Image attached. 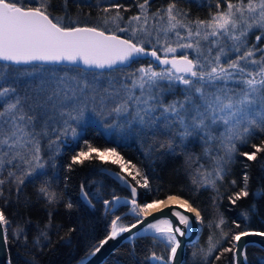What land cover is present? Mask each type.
Segmentation results:
<instances>
[{"label":"snow or ice","instance_id":"6c2138e0","mask_svg":"<svg viewBox=\"0 0 264 264\" xmlns=\"http://www.w3.org/2000/svg\"><path fill=\"white\" fill-rule=\"evenodd\" d=\"M68 3L61 0L62 15L56 16L53 0H0V62H4L0 66V197L13 189L19 197L26 182L47 176L45 169L61 145L69 137L80 136L78 128L86 111L110 120L105 127L133 137L149 132L165 136L169 149L185 146L190 138L200 141L209 167L199 165L192 182L217 192L218 182L224 180L237 154L256 161L258 154L264 153V139L251 144L254 151H239L238 147L247 145L257 134L264 136V0H215L216 11L206 19H191L176 0L155 10L152 0H135L137 11L127 17L124 13L132 6L119 0L104 5L99 0L95 5L80 0L77 8H98L93 23L70 17ZM178 50L180 55H176ZM144 60L147 63H142ZM44 64L68 67L39 71ZM11 65H32L33 69L21 73L10 69ZM157 65L168 67L157 70ZM21 74L32 77L23 94L14 78ZM45 139L50 151L47 160L42 148ZM84 143L85 148L72 155L69 170L91 159L118 165L135 181V186L125 181L131 196L125 202L138 218L136 223L123 225L119 223L121 216H115L109 234L89 255L94 256L122 233L145 225L143 233L151 232L153 241L163 244L168 253L165 257L153 251L147 259L181 264L178 236H186L194 223L185 212L203 223L201 211L179 195L139 203L137 186L149 188L148 176L116 148L101 150L86 140ZM53 146L55 152L51 151ZM247 180L245 174L244 187L229 197L233 204L249 195ZM37 192L48 204L59 201V194L47 181L41 182ZM81 196L91 204L83 185ZM120 200L113 196L112 201L103 203L115 207ZM66 207L70 209L72 204ZM166 208H171L178 224L154 215ZM224 223L221 217L215 226L220 228ZM11 225L0 208V239L5 244L9 230L17 240L24 232ZM46 235L41 232V236ZM221 235H226L222 228ZM250 235L264 237V231L234 234L231 239L237 244L223 249L234 253L235 264H241V256L247 264L246 248L238 247V242ZM23 239L26 242L27 236ZM134 239L135 235L129 237ZM218 244L210 235L207 248L199 249L203 264H208ZM197 255L192 253L193 264H198Z\"/></svg>","mask_w":264,"mask_h":264},{"label":"trees","instance_id":"16d2710c","mask_svg":"<svg viewBox=\"0 0 264 264\" xmlns=\"http://www.w3.org/2000/svg\"><path fill=\"white\" fill-rule=\"evenodd\" d=\"M57 2L58 0H53L54 7L58 6ZM168 2L169 0H152V9L166 6ZM214 2L176 0L178 7L181 3H188L191 14L199 13L190 18L202 17L206 8L213 6ZM120 3L132 6L131 11L124 13L126 16L137 11L135 1L124 0ZM104 4L107 3L102 5ZM69 11V16L73 19L79 18L81 23H93L98 8L95 7L92 12L91 8L85 6L81 9L70 7ZM208 16L207 14L206 17ZM166 139L165 136H153L150 132L136 137L131 135L120 137L110 135L103 126L92 122L86 123L78 138H68V142L61 145L54 161H50L45 169L47 176L26 182L19 197L14 189L11 192L6 190L4 197H0V208L12 221L11 228L19 226L24 229L19 240L13 238L9 230L7 244L11 263L74 264L98 245L109 232L111 220L126 208L123 204L110 208L103 203L114 195L129 194L122 184L104 171L105 168L119 170L118 165L110 161L91 159L82 165L74 164L69 170L72 155L85 148L86 140L101 150L116 148L126 160L131 161L148 176L149 188L137 186L139 203L151 202L154 198L162 199L174 193L185 197L201 211L204 221L201 232L195 241L186 246L182 264H193V252L198 254L196 257L198 264H203L199 249L207 248L210 235L214 240H219V244L208 257V264H233L232 252H223L224 248L233 246L232 235L245 230L264 231V153L258 154L256 161H248L237 154L224 180L218 182L217 192L211 187L205 189L192 182L195 169L199 165L209 167V160L203 155L200 141L190 138V142L185 146H174L173 149H169ZM262 139L264 136L257 134L247 145H238L239 151H254L251 144H259ZM42 148L47 160L50 154L47 139L42 141ZM51 151L55 152V146ZM124 174L135 185V181ZM245 174L248 176L249 195L241 197L233 204L229 197L244 187ZM233 180L236 181L235 184L232 183ZM42 181H47L50 188L59 194L57 203L48 204L37 192ZM81 185L89 193L91 204L82 198ZM69 202L72 204L70 209L66 207ZM221 217L225 223L217 228L215 225ZM133 220L131 216L121 218L124 224H129ZM234 221L239 223V228ZM221 228L226 235H221ZM42 231L47 235L41 236ZM24 235L27 236L26 242L23 239ZM37 238L39 243L36 242ZM153 251L165 257L168 254L163 244L153 241L152 235H143L119 245L101 264H156L147 259ZM246 251L248 264H260L261 259H264V249L256 245H249ZM217 256L219 259H216Z\"/></svg>","mask_w":264,"mask_h":264},{"label":"water","instance_id":"95a60500","mask_svg":"<svg viewBox=\"0 0 264 264\" xmlns=\"http://www.w3.org/2000/svg\"><path fill=\"white\" fill-rule=\"evenodd\" d=\"M104 171L108 175H110L111 177L116 179L120 184H122L129 191L128 195H123V194L114 195L116 197H120L121 198L120 203L117 204L116 206H118L120 204H123V205L126 206V208L124 210L120 211L116 216H121V218L124 217V216H131V217L134 218V220L131 223L127 224V225H131L133 223H136V220L138 218L129 211L130 205L125 202L126 200L131 199L130 188L128 187V184L125 183V181H128L133 186H135V185L119 170H116V169H113V168H105ZM117 174H119V176H123L125 178V180L119 179ZM137 197H138V195H137ZM112 199H113V196L110 199H107V200L112 201ZM173 207H176L177 210L184 211L183 209H179L178 206H173ZM185 214L188 215L194 221V223L192 225L191 230L188 231V234L186 236H184V237H179L178 236V239L181 241V249H182V250L178 249V257L181 260V264H182L183 259H184L186 246L189 243H192L193 241H195L197 239V237L199 236L200 232H201V228H200V230L197 231V224L195 222V218H194L193 214L189 213V212H185ZM154 215L157 216V217H160V218L171 219L174 224H178V220L174 216L171 215V208H166V209L163 210V212L154 213ZM148 219H149V221H151L152 217H149ZM144 227H145V225H138L137 228L133 229L131 233H128V232L122 233L116 239L109 240L106 244H104L103 247L100 249V251L97 252L94 256L88 254L83 259L78 260L74 264H101V263H103V261L110 255V253L114 249H116L122 243H124L126 241H130L129 240L130 236L135 235V238H137V237H140V236H143V235H152L151 232L143 233L142 230H143ZM181 227L183 228V226H181ZM110 230L111 229H109V232H110ZM245 231L260 232V230H245ZM109 232L105 235V237L109 234ZM104 238H102V240ZM233 244H237V242L233 241ZM249 245H256V246L264 249V237L250 235V236L242 237L241 241L238 242V247H240V248H246L247 249V247ZM232 256H233V264H235V257H234V253L233 252H232ZM239 259L241 261V264H244L243 257L241 256ZM0 264H12L11 263V259H10V253H9L8 244L7 243L6 244L3 243L2 239H0Z\"/></svg>","mask_w":264,"mask_h":264},{"label":"rangeland","instance_id":"374dc122","mask_svg":"<svg viewBox=\"0 0 264 264\" xmlns=\"http://www.w3.org/2000/svg\"><path fill=\"white\" fill-rule=\"evenodd\" d=\"M200 1H201V0H200ZM206 1H207V0H206ZM214 1H215V0H214ZM213 4H214L213 6L206 8V11L204 12V14H203V16H202L204 19L208 18V17H206V15H207V14L209 15V13H210L209 11H212V10H213V12L216 11L215 2H214ZM179 8L188 11L190 17L199 14V13L196 12L195 14L192 13V14H193V15H192V14L190 13V9H189L188 3H181V6H179ZM155 9H156V8H155ZM153 10H154V9H153ZM201 14H202V13H201ZM127 16H128V15H127ZM127 16L125 15V17H127ZM202 17L200 16V19H203ZM195 18H197V17H194V18H191V19H195ZM250 40H251V41H254V35L250 37ZM178 53H180L179 50H178V52H177L176 54H178ZM145 63H147V60L145 61ZM3 64H4V62H0V66H2ZM53 67H57V68H59V67H68V66H67V65H60V66H58V65L44 64V65L39 69V71H42L43 69L53 68ZM133 67H138V66L133 65ZM161 67H168V66H159V65H157V70H160ZM10 69H17V70H20L21 73H23V71L26 70V69H28V70H32V69H33V66H32V65H11V66H10ZM14 78L17 80V84H16V86H17V88H18V91H20L21 94H23V87H24V85H25L29 80H31L32 77L21 74L20 76H18V77H14ZM9 82H11V80H10ZM5 86H7V85H5ZM91 122L97 124V125L100 126V127L103 126L104 129H106L108 132H110V135H115V136H120V137H127V136H129V135L125 134L124 132H122L120 129H113V128L105 127V123H106V122H110V120H106L105 117L100 116V115H97V114H95V113H93V112H90V111H86V112H85L84 118H83V120L81 121V124L79 125L78 131H80V134H81V132L83 131L84 125H85L86 123H91ZM69 138H71V137H69ZM77 138H78V137H77ZM71 139H72V138H71ZM66 142H68V140H67ZM66 142H65V143H66ZM119 171H121L120 168H119ZM122 173L124 174L125 172H122ZM126 174H127V173H126ZM124 175H125V174H124ZM123 195H125V194H123ZM110 208H113V207L110 206ZM119 223H121V224H123V225H126V224L122 223L121 221H120ZM155 263L158 264V262H155Z\"/></svg>","mask_w":264,"mask_h":264},{"label":"flooded vegetation","instance_id":"af4514ba","mask_svg":"<svg viewBox=\"0 0 264 264\" xmlns=\"http://www.w3.org/2000/svg\"><path fill=\"white\" fill-rule=\"evenodd\" d=\"M111 0H99V2H100V4L102 5L103 3H108V2H110ZM124 0H119V2H123ZM131 2H133V1H135V0H130ZM60 2H61V0H58V2H57V7H53V11H54V9H56L54 12V14L56 15V16H59V15H62V12H61V10H60V7H59V4H60ZM80 2V0H69V3H68V10L70 9V7H72L73 9H75L76 8V3H79ZM88 3H91V4H93V5H95L96 3H97V0H88ZM86 7H88V6H85V8ZM89 8H91V10H93L92 12H94V8H95V6H93V7H89ZM79 9H81V8H79ZM70 12V11H69ZM90 13V12H89ZM95 21V20H94Z\"/></svg>","mask_w":264,"mask_h":264},{"label":"bare ground","instance_id":"6f19581e","mask_svg":"<svg viewBox=\"0 0 264 264\" xmlns=\"http://www.w3.org/2000/svg\"><path fill=\"white\" fill-rule=\"evenodd\" d=\"M168 195H179V194H174V193H172V194H168ZM167 196V195H166ZM166 196L165 197H163L162 199H164V198H166ZM179 196H181V195H179ZM182 198H184V199H186L185 197H183V196H181ZM193 214V213H192ZM193 216H194V214H193ZM194 218H195V216H194ZM196 224H197V231L198 230H200V228H202V223H200V222H196Z\"/></svg>","mask_w":264,"mask_h":264}]
</instances>
